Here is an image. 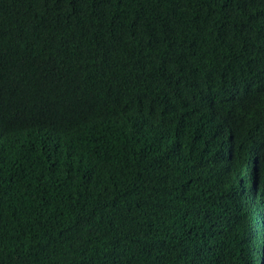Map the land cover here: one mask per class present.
<instances>
[{
	"label": "trees",
	"instance_id": "16d2710c",
	"mask_svg": "<svg viewBox=\"0 0 264 264\" xmlns=\"http://www.w3.org/2000/svg\"><path fill=\"white\" fill-rule=\"evenodd\" d=\"M263 221L264 0H0V264H259Z\"/></svg>",
	"mask_w": 264,
	"mask_h": 264
},
{
	"label": "clouds",
	"instance_id": "9594fccd",
	"mask_svg": "<svg viewBox=\"0 0 264 264\" xmlns=\"http://www.w3.org/2000/svg\"><path fill=\"white\" fill-rule=\"evenodd\" d=\"M249 228L251 229L254 236L259 238L260 243V259L259 264H264L262 257L264 256V221L257 226V224H252V222L248 223Z\"/></svg>",
	"mask_w": 264,
	"mask_h": 264
}]
</instances>
